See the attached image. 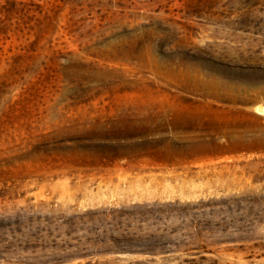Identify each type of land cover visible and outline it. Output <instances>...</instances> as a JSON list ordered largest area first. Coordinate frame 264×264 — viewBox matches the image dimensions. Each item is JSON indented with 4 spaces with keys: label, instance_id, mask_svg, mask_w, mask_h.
Instances as JSON below:
<instances>
[{
    "label": "rangeland",
    "instance_id": "374dc122",
    "mask_svg": "<svg viewBox=\"0 0 264 264\" xmlns=\"http://www.w3.org/2000/svg\"><path fill=\"white\" fill-rule=\"evenodd\" d=\"M0 264H264V0H0Z\"/></svg>",
    "mask_w": 264,
    "mask_h": 264
}]
</instances>
